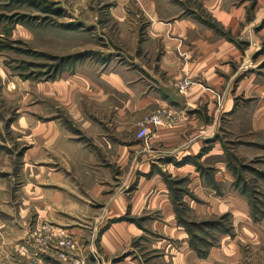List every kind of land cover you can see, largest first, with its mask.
<instances>
[{
  "label": "rangeland",
  "instance_id": "rangeland-1",
  "mask_svg": "<svg viewBox=\"0 0 264 264\" xmlns=\"http://www.w3.org/2000/svg\"><path fill=\"white\" fill-rule=\"evenodd\" d=\"M219 9L235 15V27L218 21ZM183 21L225 42L218 82L190 77L193 54L176 33ZM160 25L166 33L152 38ZM172 53L183 69L176 87L160 68ZM137 77L171 94L200 86L209 96L197 107L163 104L133 116L124 108ZM155 116L166 121L161 129L183 125L185 147L194 134L204 148L174 163L184 169L151 162L148 178L161 183L170 215L129 210L109 220L120 196L130 202L139 191V178L117 165L148 153ZM144 127L150 135L141 140ZM135 139L143 144L132 158ZM164 219L173 226L156 228ZM120 222L135 236L107 254L102 238ZM127 258L264 264V0H0V264Z\"/></svg>",
  "mask_w": 264,
  "mask_h": 264
},
{
  "label": "crops",
  "instance_id": "crops-1",
  "mask_svg": "<svg viewBox=\"0 0 264 264\" xmlns=\"http://www.w3.org/2000/svg\"><path fill=\"white\" fill-rule=\"evenodd\" d=\"M215 3H217V1ZM209 4H211L210 1ZM216 13L218 21H220L223 26L227 28L235 27L237 20H235V15L232 12L219 9L216 11ZM196 27H198V25L192 21H183L179 25V31L176 32L179 34V38L181 40L186 41L187 48L190 49L193 54L194 59L190 65V77H195L196 73L199 75L202 73V75L204 74L205 77H209L216 83L219 81V77L215 72L219 69V66H221L223 63H226H220V61L229 59V56H224L225 53L222 51V49L227 46L225 42H220V40L214 36L212 31H200L196 29ZM165 28V26L160 25L157 28L158 30L156 29L153 31L152 38L155 39L162 37L164 33H166ZM169 32L170 31H168V33ZM200 38L203 39L201 44L198 42V39ZM190 46L193 47L191 48ZM233 53L235 54V52ZM168 55H170L168 57H170L171 61H167L164 58L160 68L161 70L167 72L168 76H173L174 86L176 87L177 82L183 76V69L181 68V64L179 66L177 65V59L173 56V53ZM177 67L181 68L180 73L178 72ZM223 68L227 69L229 66H224ZM115 80L112 79L111 81L115 82ZM134 82H130L131 84L129 86L133 84V88H135V90L133 88L132 90H128L129 94L131 95V100L129 101L130 107L126 106L127 108H124L125 110L129 109L133 116H135V113L143 114L152 112L159 105L163 104H167L170 106V108L176 110H179V106L180 109L187 108L188 106L197 107L203 102V100L208 99L209 96L207 91L202 90L200 86L191 87L185 92L186 94L184 93L183 95L177 91H175V94L168 93L167 90L164 92L163 87L167 85L157 80L156 83H159L161 86H159V84L154 85L150 82V80L139 77L135 78ZM154 87L158 90L154 89ZM228 103V107L231 110L232 104L230 101ZM182 126L183 125H177L166 129L159 128L155 136L151 138L150 143L145 146V151L148 153L144 154L138 162H118L117 167H120L121 169L129 168L132 171L134 176L133 182L139 178V191L136 192L137 194L132 196L130 202H127V200L125 201L124 198L120 196L116 203L111 206L109 212L111 216L109 217V220L122 218L128 213L129 210L132 215L152 214L159 212L162 215L168 216L172 213V208L168 197L165 192L163 193V190L159 188L161 183L156 179V175H153L150 178H148V175L152 170L151 162H170L168 164L169 168L180 170L188 167L189 164L186 163L184 167L175 169V162H191L193 158H196L201 154L204 146L201 141H195L194 134L191 135L190 139L192 144L188 147H185L187 142L183 139L185 133H182ZM181 141L182 143H180ZM140 143L142 142L135 139L134 144L129 147L130 151L132 152V158H134L135 154H137L135 148L138 147V145H141ZM174 146L179 148L176 153L168 155L160 154L161 147L167 149ZM129 149L122 152V158H124L125 155L128 157L127 153L129 152ZM101 170L102 169H100V171ZM162 222L163 223H156V228L163 227L164 229H169L171 226H173V221L171 219L170 221L164 219ZM109 229L110 230L107 231L103 236L101 242L102 247L107 254H114L121 251L125 247L126 243L130 241L131 237L135 236V226L127 224L126 222L114 223ZM178 259L180 260L181 257L177 256V258H175V260ZM125 264L138 263L135 260H130L127 258L125 260Z\"/></svg>",
  "mask_w": 264,
  "mask_h": 264
},
{
  "label": "built area",
  "instance_id": "built-area-1",
  "mask_svg": "<svg viewBox=\"0 0 264 264\" xmlns=\"http://www.w3.org/2000/svg\"><path fill=\"white\" fill-rule=\"evenodd\" d=\"M151 124H152L153 128L159 129V128L165 126L166 121L161 116H155L151 119ZM149 135H150V129L148 127L141 128L139 133H138V137L141 140L147 139V137Z\"/></svg>",
  "mask_w": 264,
  "mask_h": 264
}]
</instances>
